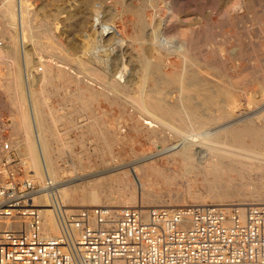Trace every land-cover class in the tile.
Instances as JSON below:
<instances>
[{"label":"rangeland","instance_id":"obj_1","mask_svg":"<svg viewBox=\"0 0 264 264\" xmlns=\"http://www.w3.org/2000/svg\"><path fill=\"white\" fill-rule=\"evenodd\" d=\"M7 1L0 0V113L8 116L12 127H15L21 120L18 108L22 102L16 94H26L32 83V87L41 91L40 106L44 112L49 113V108L56 111V120H46V135L47 141L53 136L49 146L56 163L57 180L64 183L74 181L68 184L72 191L67 199L69 207L86 206L87 203L80 198L86 194L87 181L91 183L101 177H104L102 182H110V187L101 188L92 206H126L118 201L135 195L142 198L140 204L145 207L264 203V164H258L261 170L247 176L246 180L241 181L233 174L236 180L230 182L231 177L223 174V181L229 184L224 182L210 186L204 182L202 172L196 166L187 165L179 156L171 157L166 153L184 137L162 132L160 139L151 138L148 133L151 126L132 105L137 88L147 89L158 98L165 97L164 108L176 107L174 105L181 100L191 98L198 114L212 120L208 125L210 132L214 129L220 131L224 125L228 129L240 127L249 121L263 130L264 0H24V5H27L24 6L25 14L32 17V26L36 28L45 22L54 40L60 44L61 51L37 47L36 36L32 32V36H28L29 31L23 28L26 21L21 20V0H15L16 21L15 26L10 27L11 21L1 16ZM138 14L146 17L144 26L138 23ZM74 19L77 22L73 23ZM101 31L105 32L103 36ZM152 31L160 40L156 41V37L152 40L156 42L149 45L147 39ZM13 33L17 36L15 44L18 47L15 59L4 54ZM26 52L32 61L28 66L25 63ZM58 52L61 56L63 53L66 57L72 56L69 60L72 69L79 60H84L100 66L109 74L116 69L114 61L119 57L126 61L128 67L123 72L125 76L122 74L118 81L123 84L128 77L139 84L131 85L129 94L116 102L95 93L102 92L103 86L88 78L78 82L76 78L74 81L69 78L53 79L45 83L44 88L38 80L30 84L29 73L34 74L30 80L33 76H41L45 67L43 59L57 61L59 58L54 57ZM144 55L152 60L160 56L162 74L171 76L177 70L183 74L181 82L166 85L167 88L165 85L158 86L155 76L149 74L141 61ZM133 69L139 72L134 73ZM197 75V78L200 77L198 81L195 78ZM16 76L19 81H15ZM203 85L208 86V92L216 94V102L207 107L201 94L206 92L201 90ZM16 128L13 131L18 145L25 141L26 135ZM59 132L63 135H57ZM102 132L109 141L110 149L104 143ZM245 141L249 146L256 143L251 137ZM20 148L24 151L23 147ZM199 150H202L200 156L206 154L200 145L193 146L194 154ZM257 150L264 151V145ZM33 177L43 180L35 175ZM45 233L57 234L55 231Z\"/></svg>","mask_w":264,"mask_h":264},{"label":"built area","instance_id":"obj_2","mask_svg":"<svg viewBox=\"0 0 264 264\" xmlns=\"http://www.w3.org/2000/svg\"><path fill=\"white\" fill-rule=\"evenodd\" d=\"M15 136L0 113V264H264V203L58 205L60 233L48 236L42 185Z\"/></svg>","mask_w":264,"mask_h":264},{"label":"bare ground","instance_id":"obj_3","mask_svg":"<svg viewBox=\"0 0 264 264\" xmlns=\"http://www.w3.org/2000/svg\"><path fill=\"white\" fill-rule=\"evenodd\" d=\"M17 2H18V0H17ZM24 2H25L24 0H21L19 2V6L21 3H22L21 6L23 5V11L21 14L20 13L22 10L21 9L20 12H18V13L23 16V19H21V20H23V22L26 21L23 24L24 25L23 28L25 27L24 29L29 31L28 36L29 37L32 36V35L30 36L31 32L36 36L37 47L44 48V49H50V51H56L57 49L60 50L59 49L60 44L54 40V36H53L52 32L50 31V29L48 28V26L45 22L40 23V25L36 26V28H34V26H32V24H31V18L32 17L29 14H27V15L25 14V9H24L25 7L24 6H27V5H24ZM16 4L17 3L15 2V0H8L6 2V4H4L2 11H1L2 18L4 17V18L11 21L10 22L11 24L9 25L10 27L15 26L14 23L16 21L15 20L16 17L14 18V16L16 15V11H17ZM17 16H18V14H17ZM145 18H143V16H140L138 23L144 26V24L146 23ZM75 22H77V20L75 21V19H74L73 23H75ZM14 34L15 33L11 34V36H10L11 37V40H10L11 43H10V45H7L8 48H6L4 50V52H5L4 54H7L9 56L12 55L13 58H14V56L16 58V54H18V49H16V48H18V47L15 44L17 36ZM104 34H105V32L101 31L100 35L103 36ZM149 34H148L150 36L149 40L147 39V42L149 41L148 42L149 45H151V43L153 44V42L160 40L155 31H152ZM108 35H109V33H107V36ZM28 36H27V38H28ZM24 37H26V35ZM156 37H157V40L155 39ZM150 40H151V42H150ZM152 40H156V41L152 42ZM144 42H146V41H144ZM121 43L119 42V44H121ZM159 43H161V42H159ZM159 45H160V47L162 46L161 44H159ZM152 46L155 47L156 44H155V46L154 45H152ZM156 49H157V47H156ZM158 52H159V50H158ZM185 54L186 53H184V56H185ZM58 55L60 57H58ZM58 55H57V57H54V59L59 58L57 61L51 60V59L46 60V59L42 58L43 59L42 65L45 66L44 69H42V71H44V72L43 73L41 72L42 75L38 76L36 78L33 76V78L31 80H30V78L34 74L29 73V76H31L28 79L29 83L31 84V81L33 82L35 80L36 81L38 80V81H41L42 87L41 86L40 87L44 88L45 83H47L48 81H51V80L53 81V79L58 80L61 78H64V79L69 78L72 81H74V79L76 78V79H78L77 80V82H78L79 80L85 81L86 78H88V79H91L93 82H97L103 86L102 92H96L95 91V93H98L101 96L104 95L109 101H112V102H116L122 96L128 95L129 94V88L131 85L134 84L137 86L139 84L138 81L134 80V78H128V77L124 79L123 84L120 83V81H118V78L122 77L123 75L125 76V74H123V72L125 70H127L126 68L128 67L127 66L128 64L126 63L125 60L123 61L122 59H120L117 56H116L117 58L114 61L115 65H116V69L115 70L113 69L114 72L109 74V73L104 72L102 69H100V66H98L96 64L91 65L93 63L89 64L88 62H86L84 60H79V62L77 61L78 63L76 65V67H74V69H72L73 66H72L71 62L69 61L70 59H72L71 58L72 56L68 55L66 57V56H64V53L62 54L63 56H61L59 54V52H58ZM24 56H25V61H26L25 63H27V66L30 65V63H32V61H31L29 54L24 53ZM160 58L161 57L159 56L157 58V60L156 59L152 60L151 58L144 55L142 57V60H141L142 63L145 65L146 69L148 70L149 74H153L155 76L156 81L155 80L154 81L157 82L158 86H160V85L164 86L165 85V87H166V85L167 86L168 85H174V84L181 82L183 74L177 72V70H175V72L171 76H169L170 74L168 76L167 75L165 76L164 74H162V69H161L162 61ZM45 62H49V63H45ZM15 63H16V61H15ZM132 67L133 66H131V68ZM134 70L135 69H133V71ZM137 72H139V70L134 71V73H137ZM18 73H21V72H18ZM131 74L132 73H130L128 75H131ZM18 75H20V74H18ZM198 75L195 76L197 81L200 78V77L197 78ZM16 80L19 81L17 76L15 77V81ZM29 83H28V85H29ZM17 84L20 85L19 82ZM17 84H15V85L17 86ZM33 84L34 83L29 85L30 87L28 88V91H25L26 94L23 92L16 94V98L19 96L20 97L19 100L22 102H21V105H19L20 107L18 108L19 114L21 117V120L18 121L20 124H17L18 123L17 122L15 127H17L16 128L17 131L22 130L26 135V136L24 135L26 138L24 142L18 141L19 142L18 146L24 148L25 154L27 155V158L29 160L28 172L31 175H35V176L39 177L41 180L43 179L42 181L38 180V182L42 185V189L39 190L38 200L40 201L42 208H43L44 231L47 233H48V231H55L57 233L55 235H58L60 233V226H59V222H58V218H57V214H56V209H57L58 205L65 206V208L68 210L74 209L71 206L69 207L68 202H67L68 196L72 195V191H70L71 189L68 187V184L71 183L73 180L70 182H65V183L57 180L56 163H55L54 159L52 158V149L49 146L50 145L49 141L52 140L53 136L51 135L52 138L50 137L51 139H49V141H47L48 137L46 135V126H47L46 120H48V122H49V119L56 120L58 117L54 116L56 111L54 112V110L52 108H49V111H50L49 113L44 112V110L42 109V106H40V104H41V97H40L41 91L32 87ZM19 88H21V87L19 86ZM226 88H227V85H226ZM152 89H154V87ZM201 90L206 91L205 93H201L204 96V102H205L206 107H207V105L210 106L211 104H214L216 102L215 101L216 100V94L208 92V86L203 85ZM21 91H22V89H21ZM93 95H94V92H93ZM135 95L136 96H134V97L130 96L131 98L133 97L132 98V105L134 108L137 109L139 114H142L141 116L146 121V124H149V126H151V128L148 131L149 136L151 138L155 139V138H158L159 136H161L162 132H165L169 136L184 137L182 140L178 141L177 144L172 145L170 148L168 146L167 148H169V149H167V151L166 150L165 151L171 157L179 156L180 158H182L184 160V162L187 165L192 164V165L196 166V169H199L202 172V176L204 177V182H206L208 185L212 186L214 184H221V183L223 184L225 182V181H223V177H222L223 174H228L231 177L230 182L236 180V177H234L233 174H236L238 177L241 178V181H243V180L248 179L247 176H250L253 173L261 170V167L258 164H260V163L264 164V151H259L257 149L259 148V146L264 145V131H263L264 129L262 130V129L258 128L257 125L253 121L244 122L240 125V127L239 126L238 127H232L231 129L230 128L228 129V127L224 128V126H225L224 125L223 127L221 126L220 131H216L214 129L215 131L213 130V132H210L208 129V125L211 124L212 120L204 119V117H202V115L198 114L197 108L192 106L191 98H185L184 100H181V101L179 100L180 103L174 105L176 107L164 108V107H162V105H163L162 103H164V100H166L164 96L161 98H158L159 96L156 97L155 95H152L149 91H147V89L145 90V89H140V88H137ZM160 96H162V95H160ZM92 98H93V96H92ZM15 103H17V102H15ZM13 107H15V106L13 105ZM153 115H159V117L156 118ZM19 126H20V129H18ZM226 126H228V125L226 124ZM15 127H13V128L15 129ZM222 128H224V129H222ZM217 130H219V128ZM50 134H51V132H50ZM57 135L61 136L63 134H62V132L61 133L59 132ZM102 136L104 139V143L110 149L111 147L108 146L109 141H108L107 137L104 135V132H102ZM247 137H251L256 142V143L254 142L255 145L249 146L245 141ZM20 139H21V137H20ZM159 139H160V137H159ZM57 141H58V139H57ZM48 142H49V144H48ZM194 145H200V147H202V148H204V150H206L205 151L206 154L205 155L203 154V156H200V154L202 153V150H199L200 152L194 154V152H193V146ZM159 153H161V155H162V151H160ZM153 156H155V155H153ZM169 156H167V157H169ZM150 157L151 156H149L148 158H150ZM48 177H50L53 180V182L56 184L55 185L56 195L51 196L50 193L45 188L46 187L45 181ZM103 178L104 177H101L99 179H94L93 181H91V183H88V181H87L86 184H89V185L87 187H85L84 192L86 194L84 195L83 198H80L82 202L87 203L86 206H92V204L96 202L95 199L98 197V195H96V194L101 191V188L110 187V182H102ZM225 179H227V178L225 177ZM77 181H78V179H77ZM230 182H225V183L229 184ZM104 185H106V186H104ZM58 186H59V190L57 189ZM57 192H58V194H57ZM124 200H121V201L119 200L120 202L118 201V203H121V205H126V206L145 207V206H141L143 204H140V203H142V198H140L136 195L133 197L127 198V200H125V201ZM46 202H48V204H46ZM122 203H124V204H122ZM205 204H214V203H205ZM99 205H107V204H99ZM188 205H190V204H188ZM201 205H204V204H201ZM221 205H232V204H221ZM110 206H112V205H110ZM151 206H167L170 208L177 207V206H170V205H151ZM112 207H124V206H112ZM147 207H150V206H147ZM48 236H53V235H48Z\"/></svg>","mask_w":264,"mask_h":264}]
</instances>
